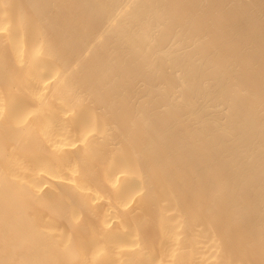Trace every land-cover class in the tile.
I'll list each match as a JSON object with an SVG mask.
<instances>
[{
  "label": "bare ground",
  "instance_id": "1",
  "mask_svg": "<svg viewBox=\"0 0 264 264\" xmlns=\"http://www.w3.org/2000/svg\"><path fill=\"white\" fill-rule=\"evenodd\" d=\"M0 264H264V0H0Z\"/></svg>",
  "mask_w": 264,
  "mask_h": 264
}]
</instances>
